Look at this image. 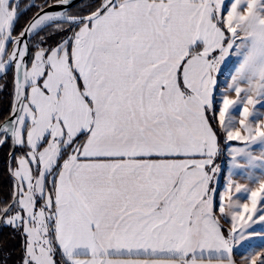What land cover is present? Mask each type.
<instances>
[{
    "label": "snow or ice",
    "instance_id": "obj_1",
    "mask_svg": "<svg viewBox=\"0 0 264 264\" xmlns=\"http://www.w3.org/2000/svg\"><path fill=\"white\" fill-rule=\"evenodd\" d=\"M0 91L12 264H264V0H0Z\"/></svg>",
    "mask_w": 264,
    "mask_h": 264
},
{
    "label": "trees",
    "instance_id": "obj_2",
    "mask_svg": "<svg viewBox=\"0 0 264 264\" xmlns=\"http://www.w3.org/2000/svg\"><path fill=\"white\" fill-rule=\"evenodd\" d=\"M6 102V94L0 91V110L3 109ZM8 188L9 182L5 172L4 150L0 149V196L6 194ZM17 243L16 238L11 235L10 229L0 225V264H12V261L15 259L16 253L18 252V247H14ZM5 244L7 245V250L4 249ZM8 252H12L13 255L9 257Z\"/></svg>",
    "mask_w": 264,
    "mask_h": 264
},
{
    "label": "rangeland",
    "instance_id": "obj_3",
    "mask_svg": "<svg viewBox=\"0 0 264 264\" xmlns=\"http://www.w3.org/2000/svg\"><path fill=\"white\" fill-rule=\"evenodd\" d=\"M222 88L224 87L223 85L221 86ZM234 95V94H233ZM257 108L260 110V111H264V108H260V106L259 105H257ZM235 115H238V113H234ZM232 143H234V144H238L239 142H232ZM253 150L254 151H258V147L257 146H253ZM233 179H235V180H238L239 182H241V183H246L247 181L245 180V178L243 177V175H237V176H234L233 177ZM253 227H255V225L253 226ZM257 230H259V229H257ZM245 254V251H244V249H242V248H239V246H237V249L234 251V257L239 261L240 260V257L242 256V255H244Z\"/></svg>",
    "mask_w": 264,
    "mask_h": 264
},
{
    "label": "flooded vegetation",
    "instance_id": "obj_4",
    "mask_svg": "<svg viewBox=\"0 0 264 264\" xmlns=\"http://www.w3.org/2000/svg\"><path fill=\"white\" fill-rule=\"evenodd\" d=\"M36 2L39 3L38 0H36Z\"/></svg>",
    "mask_w": 264,
    "mask_h": 264
}]
</instances>
